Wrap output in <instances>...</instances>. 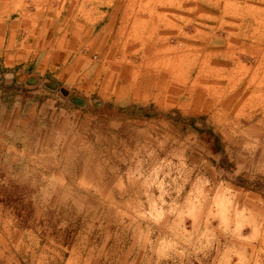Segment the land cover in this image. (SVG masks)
I'll return each instance as SVG.
<instances>
[{"label":"rangeland","instance_id":"374dc122","mask_svg":"<svg viewBox=\"0 0 264 264\" xmlns=\"http://www.w3.org/2000/svg\"><path fill=\"white\" fill-rule=\"evenodd\" d=\"M166 1L134 0L133 10L178 4L187 15L191 3L213 16L150 33L163 36L150 53L120 9L109 38L119 45L108 49L126 69L127 101L87 96L33 146L36 159L0 163V264H264V42L253 36H264V0H211L215 10ZM231 2L237 13L224 11ZM198 74L212 86L194 87ZM142 78L146 103L132 96ZM199 92L228 101L222 120L186 112ZM154 170L163 191L137 179Z\"/></svg>","mask_w":264,"mask_h":264},{"label":"crops","instance_id":"0c3cea01","mask_svg":"<svg viewBox=\"0 0 264 264\" xmlns=\"http://www.w3.org/2000/svg\"><path fill=\"white\" fill-rule=\"evenodd\" d=\"M204 2L214 10L219 8L216 1ZM175 4L176 0H167L160 6L169 9ZM134 5V0H128L123 9L118 0H0V163L36 159L38 152L32 150L33 146L43 143L50 128L55 132V121H65L73 105L86 106L87 96L96 95L101 101L116 103L127 101L129 95L119 92L125 91L128 84L122 76L126 69L110 65L114 50L108 49L119 45L109 38L116 28L112 18L120 9L125 13V23L130 18V33L141 30L147 35L142 46L149 48L150 53L151 48L162 47L163 39L162 35L151 39L150 33L160 32L166 25L180 27L181 20L203 24L213 16L204 11L199 15L197 7L190 3L181 7H187V15L176 13L180 9L177 4L171 10L155 9L156 15L149 12L138 17ZM223 9L237 13L241 8L231 2ZM167 15L173 19L169 20ZM232 15L235 18L236 14ZM261 20L264 27V16ZM258 29L253 35L255 46L264 42ZM134 36L132 47L139 34ZM238 38L233 37V42L239 43ZM189 45L197 46L196 42ZM210 54L205 63L210 62ZM172 63L178 61H168L169 65ZM141 80L133 83L137 90L132 96L146 103L153 96L152 83L149 79ZM193 83L194 87L201 85L206 90L212 86L203 83L199 74ZM61 90L67 95L63 96ZM161 93L160 87L157 98L163 97ZM201 93L191 94L192 108L186 112L210 115L215 110V120H222L225 110L229 111L225 107L228 101L222 100L220 93L216 97Z\"/></svg>","mask_w":264,"mask_h":264},{"label":"clouds","instance_id":"9594fccd","mask_svg":"<svg viewBox=\"0 0 264 264\" xmlns=\"http://www.w3.org/2000/svg\"><path fill=\"white\" fill-rule=\"evenodd\" d=\"M165 178L168 176L167 173H164ZM137 179H141L143 183L149 187L155 186L157 188H160L161 191H163V188L165 186V182L163 179H160L159 176L157 175V171L154 170L150 175H147L145 177H137ZM164 213L162 211L157 212L156 218L157 219H162Z\"/></svg>","mask_w":264,"mask_h":264},{"label":"water","instance_id":"95a60500","mask_svg":"<svg viewBox=\"0 0 264 264\" xmlns=\"http://www.w3.org/2000/svg\"><path fill=\"white\" fill-rule=\"evenodd\" d=\"M61 93H62L63 96H66L67 95V93H66L65 90H61Z\"/></svg>","mask_w":264,"mask_h":264}]
</instances>
